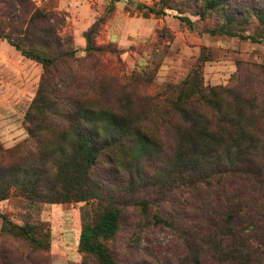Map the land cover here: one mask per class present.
Masks as SVG:
<instances>
[{
  "label": "rangeland",
  "instance_id": "374dc122",
  "mask_svg": "<svg viewBox=\"0 0 264 264\" xmlns=\"http://www.w3.org/2000/svg\"><path fill=\"white\" fill-rule=\"evenodd\" d=\"M31 1L38 7L49 3L59 13L64 19L60 34L70 41L69 55L58 60L50 70L53 76L43 81L44 89L59 92L39 96L33 103L43 67L0 40V143L20 166L39 155L59 156L57 147L64 142L68 149L67 131L62 136L57 129L71 123L74 97L89 107L126 116L157 143L158 157L142 161L145 177L164 179L162 165L185 142L189 122L182 109L208 123H264V42L209 33L222 26L223 13L244 16L246 11L263 9L264 0H228L225 12L206 11L202 0ZM95 24L91 44L100 51L88 52L85 36ZM230 26L264 39V25L254 17ZM211 88L222 89L220 96L209 98L220 101L231 119L220 120L216 106L198 100L201 93L212 95ZM46 167L52 169L53 162L46 161L40 169ZM125 180L121 175L117 181ZM175 186L168 192L164 185L132 191V199L147 200L150 208L143 213L133 205L121 207L119 230L105 244L118 264H180L188 254L181 232L188 234L205 217L209 203L214 219L225 210L215 197V183L213 190L211 184ZM103 204L41 203L13 188L8 199L0 201V264H95L80 250L79 236L83 216L92 218ZM10 225L33 226L43 249L7 232ZM200 260L207 264L206 254Z\"/></svg>",
  "mask_w": 264,
  "mask_h": 264
},
{
  "label": "trees",
  "instance_id": "16d2710c",
  "mask_svg": "<svg viewBox=\"0 0 264 264\" xmlns=\"http://www.w3.org/2000/svg\"><path fill=\"white\" fill-rule=\"evenodd\" d=\"M202 1L206 11L222 12L228 2ZM48 6L46 3L38 7L31 0H0V40L44 69L33 103L39 101V96L53 97L59 92L58 89H44V77H52L51 68L69 55L67 43L70 40L60 34L64 19ZM150 11L163 13L161 10ZM242 13H223L222 26L209 33L264 42V39L243 35L235 26H230H240L249 17L264 25V8L246 11L244 16ZM182 20L190 25L187 18ZM96 26L85 36L88 52L100 51L91 44V34ZM221 90L211 88L212 95L201 93L198 100L216 106L222 114L220 120L226 121L231 115L223 113L220 101L209 98L220 96ZM70 103L71 123L57 129L59 135L64 136L67 131L69 136L68 149L63 148L66 142L58 145L59 156L50 159L39 155L29 165L20 166L17 159H11V150L4 149L0 143V201L8 199L15 188L27 198L41 203L104 202L102 210L92 218L83 216L79 248L90 255L95 264H118L105 244L119 230L121 207L133 205L143 213L150 208L147 200L132 199V191L164 185L168 192L174 190L176 184L206 187L211 184L209 189L213 190L215 183V197L225 204V210L214 219L212 202L207 209L204 205L205 217L189 229L188 234L184 230L181 232L187 253L193 252V255L186 254L180 264H202L200 258L205 254L207 264H264V123H208L201 116L189 117L182 109L189 122L185 123V142L181 141L182 144H178L162 165L166 175L161 179L153 174L145 177L143 159L158 157L160 150L138 123H131L126 116L106 109L89 107L76 97ZM46 161L53 162L52 169H40ZM120 170L126 171L125 174ZM121 175L126 180L119 183L117 180ZM5 230L24 237L36 249L44 247L43 239L35 235L33 226L10 225Z\"/></svg>",
  "mask_w": 264,
  "mask_h": 264
}]
</instances>
